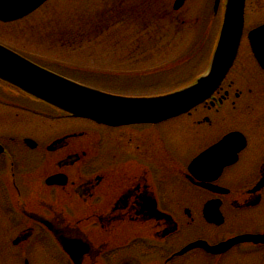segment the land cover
<instances>
[{
    "label": "flooded vegetation",
    "instance_id": "1",
    "mask_svg": "<svg viewBox=\"0 0 264 264\" xmlns=\"http://www.w3.org/2000/svg\"><path fill=\"white\" fill-rule=\"evenodd\" d=\"M156 1L162 7L166 0ZM215 1L202 0L200 7L202 13H212L214 28L222 16L221 3L214 10ZM175 2L169 0L165 11L178 25L179 20L186 22L183 12L194 13V7L187 0L175 11ZM263 24L245 26L234 65L208 100L186 115L156 125L113 128L46 114L35 117L23 112L32 100L0 85V100L24 109L4 111L14 119V129L0 130V263L10 253L12 259L22 257V264H32L28 247L36 237H43L58 248L62 264H73L65 251L71 241L79 244L75 254L80 264H195L197 255L217 264H264V69L248 38ZM139 26L146 32L153 25ZM86 40L80 38L77 44ZM215 41L216 36L211 43L203 41L192 52L153 67L149 65L155 58L144 54L128 68L105 70L87 65L86 60L77 68L60 67V62L55 67L62 73L69 69L94 79L107 75L112 81L126 82L98 88L145 92H128L131 96L159 95L164 91L150 90L169 88L168 81L177 82L184 72L207 73ZM244 48L247 56L242 58ZM139 64L143 67L137 68ZM226 107L230 111H224ZM223 113L228 116L221 118ZM78 121L95 128L83 129ZM120 130L158 134L165 153L149 142L106 136ZM221 143V153L207 154ZM201 157L204 161L194 168ZM175 172L192 194L188 201L178 199ZM238 239L220 255L203 249L178 255L197 242L217 246Z\"/></svg>",
    "mask_w": 264,
    "mask_h": 264
},
{
    "label": "rangeland",
    "instance_id": "2",
    "mask_svg": "<svg viewBox=\"0 0 264 264\" xmlns=\"http://www.w3.org/2000/svg\"><path fill=\"white\" fill-rule=\"evenodd\" d=\"M191 1L194 13H188L186 9L183 12L186 22L179 20V24L174 25L176 19L165 11L169 5V0L162 2V7L156 0H54L22 22L11 25L0 23V44L21 50L25 55H30L35 58V61L51 69H58L55 67L58 65L55 64L57 62L63 64L60 67L77 68L83 65L82 62L85 60L88 61L87 65L94 67L128 68L126 66L129 64L141 60V54L146 55L147 58L149 56L155 58L149 65L151 67L167 59L168 62L179 54L187 53L197 41L198 36H202L200 29H206L209 32L213 27V22L210 25V17L206 18L207 15L204 16V14L197 16V9L204 6L202 0ZM247 6V27L255 22L264 21V0H249ZM199 10L201 11V8ZM145 22L153 25L146 32L141 31L142 28L139 26L140 24L144 26ZM80 38H88V40L83 44H77L80 43ZM94 38L95 41L90 40ZM64 42L71 44L66 46L63 44ZM242 53V58H245L247 49L244 48ZM156 55L157 57H153ZM142 67L141 64L137 66V68ZM63 72L72 75L75 77L74 79H80L86 85L95 82L88 76L77 74L69 69H63ZM199 74V71L192 69L189 73L184 72L178 76L179 82L169 85L175 86L185 83ZM95 84L98 83L95 82ZM168 89L172 88H152L150 91ZM120 92L127 94L137 91L121 88ZM138 93L145 92L135 94ZM14 110L22 113L24 109L16 108L13 104L0 103L1 131L11 132L14 129V119L4 112ZM224 111H230V109L226 107ZM227 116L228 114L223 113L221 118ZM217 119L219 118L217 117ZM69 121L76 120L70 118ZM42 123L45 124L46 120ZM76 123L83 129L95 128L91 123L85 121ZM233 123H237L234 118ZM55 126L53 124L49 128ZM107 134L106 136H111V138L130 137L135 142H149L152 148H158L165 153L164 145L159 144L161 137L148 130H137L136 133L120 130L107 132ZM100 138H104V136L101 135ZM174 180H177L179 185V201H188V197L192 194L189 193V188L176 176V172L174 173ZM1 242L2 240H0ZM57 250L58 248L49 239L36 237L29 245L27 254L32 264H62V255ZM9 256L10 253L6 256L5 261L0 264H22V257L12 259ZM194 263L217 264L201 255L194 257ZM220 264L229 263L220 262Z\"/></svg>",
    "mask_w": 264,
    "mask_h": 264
},
{
    "label": "water",
    "instance_id": "3",
    "mask_svg": "<svg viewBox=\"0 0 264 264\" xmlns=\"http://www.w3.org/2000/svg\"><path fill=\"white\" fill-rule=\"evenodd\" d=\"M46 1L48 0H0V21L22 19ZM184 1L177 0L175 9H179ZM218 4L219 0L216 7ZM245 5L246 0H225L222 27L208 74L199 78L194 85L176 92L153 97H124L104 93L51 73L2 45L0 81L71 117L113 127L158 124L188 113L218 89L236 59L244 29ZM250 40L253 51L264 68V26L251 32ZM157 100H165L167 103L157 105L160 102ZM223 145L224 143L214 147L207 154L221 153ZM234 244L235 241H232L210 247L206 243L198 242L179 255L195 248L217 255ZM78 245L72 241L65 245V250L74 264H80V258L75 254V247Z\"/></svg>",
    "mask_w": 264,
    "mask_h": 264
},
{
    "label": "snow or ice",
    "instance_id": "4",
    "mask_svg": "<svg viewBox=\"0 0 264 264\" xmlns=\"http://www.w3.org/2000/svg\"><path fill=\"white\" fill-rule=\"evenodd\" d=\"M157 101H160L159 103H157V105H165L167 103V101H165V100H157ZM204 159H205L204 157H201L200 160L195 161L193 163V167L196 168V167L200 166L202 164V162L204 161Z\"/></svg>",
    "mask_w": 264,
    "mask_h": 264
},
{
    "label": "trees",
    "instance_id": "5",
    "mask_svg": "<svg viewBox=\"0 0 264 264\" xmlns=\"http://www.w3.org/2000/svg\"><path fill=\"white\" fill-rule=\"evenodd\" d=\"M1 89H2V88H0V97H3V95L1 94Z\"/></svg>",
    "mask_w": 264,
    "mask_h": 264
}]
</instances>
